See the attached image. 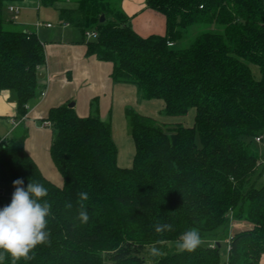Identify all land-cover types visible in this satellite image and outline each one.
Returning a JSON list of instances; mask_svg holds the SVG:
<instances>
[{"label":"trees","instance_id":"obj_1","mask_svg":"<svg viewBox=\"0 0 264 264\" xmlns=\"http://www.w3.org/2000/svg\"><path fill=\"white\" fill-rule=\"evenodd\" d=\"M18 1L0 0V92L16 93L18 116L25 118L41 88L46 54L36 32L4 18V7ZM67 1L75 4L60 7L61 22L83 36L97 32L86 41V55L112 64L114 83L134 85L146 100H162L166 116L194 108L195 121L193 127L168 125L126 107L135 154L132 167L123 168L110 121L96 111L80 116L69 103L53 107L42 121L51 123L49 153L61 186L27 152L26 128L3 139L0 169L9 170L12 193L0 196V208L10 204L18 178L25 188L30 180L43 184L52 205L51 243L17 264H222L224 240L227 264H263L264 151L258 144L264 141V0H146L148 9L166 18L165 35L148 37L110 0ZM57 2L39 0L43 6ZM198 24L223 31L174 48ZM80 192L89 195L87 223L77 219ZM233 220L249 227L230 234ZM157 221L174 231L158 236ZM190 228L209 243L178 254L175 241ZM158 239L165 241L159 245L163 255L150 258L148 246Z\"/></svg>","mask_w":264,"mask_h":264},{"label":"crops","instance_id":"obj_2","mask_svg":"<svg viewBox=\"0 0 264 264\" xmlns=\"http://www.w3.org/2000/svg\"><path fill=\"white\" fill-rule=\"evenodd\" d=\"M21 1L28 2V0ZM18 2L10 6L19 7ZM120 9L129 18L131 26L140 36L165 35L166 18L161 13L148 9L146 0H122ZM19 13L20 10L17 14L9 11L4 18L23 29L36 32L44 45L46 54V64L41 69L44 78L41 81L40 91L28 104V114L25 118L18 116L16 93L10 90L0 92V142L11 137L24 126L28 131L25 141L27 152L46 178L57 185H62L63 180L57 175L58 171L49 153L53 135L49 127L42 125V119L47 116L51 108L73 102L80 116H88L96 111L102 120L108 119L112 124V109L122 95L123 88L130 84L114 83L110 79L112 64L86 55V41L92 39H87L75 27L61 22V27L55 29L52 24L51 27H46L45 25L50 23L43 22L41 28H45L47 32L42 33L38 30L40 28L33 29V26H27L23 22L18 23ZM43 91H46L45 97H41ZM120 103H125L124 98ZM123 105V110L129 107L127 104ZM118 165L123 168L132 167L128 159L121 160L119 157ZM11 182L9 170L0 169L1 196L7 193L5 187L8 184L11 186V195ZM246 226L249 227L248 224ZM238 228L243 229L245 225L241 223ZM262 263L264 264V258Z\"/></svg>","mask_w":264,"mask_h":264},{"label":"clouds","instance_id":"obj_3","mask_svg":"<svg viewBox=\"0 0 264 264\" xmlns=\"http://www.w3.org/2000/svg\"><path fill=\"white\" fill-rule=\"evenodd\" d=\"M14 192L11 202L0 208V264L6 258H11V264H17L20 260H31L34 258V250L39 245H48L50 231L48 230V218L51 215L52 205L45 199L48 189L41 183L31 181L24 187L22 179L13 181ZM89 200L87 192L78 194L77 219L81 223H87L89 215L85 202ZM66 208L73 207L67 202ZM153 229L158 236L174 231L170 223L157 221ZM165 241L158 239L148 246L150 258H159L163 255L159 245ZM204 241L196 228H190L180 234L175 241L177 253H191L200 247ZM151 264V260L147 261Z\"/></svg>","mask_w":264,"mask_h":264},{"label":"rangeland","instance_id":"obj_4","mask_svg":"<svg viewBox=\"0 0 264 264\" xmlns=\"http://www.w3.org/2000/svg\"><path fill=\"white\" fill-rule=\"evenodd\" d=\"M110 1L116 7L120 8L122 0H110ZM17 4L20 7V13L18 15L17 22L18 23L23 22L27 24V26L30 25V27L33 26V29L40 28L38 30H40L42 33H46L47 31L44 30L45 28H41L42 23L43 22L50 23L55 27V29H58L62 25L60 21V13H59L60 7L74 6L75 3L74 1H71L69 3L67 0H59V2H57L53 6H43V5H40L39 0H28L27 3H23L20 0ZM9 6L10 4L4 7V14L6 15L9 14V11H8ZM38 23L41 24L39 27L36 26V24ZM222 31H223V27L217 24L194 25L190 27L189 29H187L186 32H184L183 39L176 42L174 48H186L190 46L192 42L194 41V39L197 36L203 34L204 32L221 33ZM252 71H253V74L257 78L260 77L259 69L256 66H252ZM134 87L135 86L127 85L126 88H123L124 91L122 92V95L117 99L112 109V116H111L113 138L118 148V153H119L118 157L121 160L128 159L130 162V166H132L133 164L132 162H133V158L135 154V147H134L132 137L129 135L127 122L125 121L123 104H127V106L134 108L138 112L144 115L153 117L157 119L160 123H165L168 125L181 124L186 127H193L194 121H195V114H196L195 109L192 108L188 111L186 115H183V116H173V117L166 116L161 113V111L164 108V102L162 100H159V99L146 100L141 96V94H139V92ZM122 98H124L125 103L119 104ZM105 120L109 121L108 119H105ZM20 128L22 129V127ZM49 131L53 135L52 128H49ZM196 143L198 146H201L200 137L198 134L196 136ZM258 147L260 150L264 151V141L262 143H259ZM57 173H58L57 175L61 177L59 172ZM5 188L7 190V193L4 196H9L11 186L8 184V186ZM241 223L245 225V228H248L246 226L248 222L246 221L240 222V221L233 220L231 222V227L229 229L230 234H234L239 229L238 227H239V224ZM208 243H209L208 241L207 242L204 241L203 244L207 245ZM220 249H221L220 250L221 251V262L222 264H227L228 263V248H227L226 240L221 241Z\"/></svg>","mask_w":264,"mask_h":264},{"label":"built area","instance_id":"obj_5","mask_svg":"<svg viewBox=\"0 0 264 264\" xmlns=\"http://www.w3.org/2000/svg\"><path fill=\"white\" fill-rule=\"evenodd\" d=\"M19 10H20V8L19 7H17V6H10L9 7V11L11 12V13H13V14H17L18 12H19ZM41 24L40 23H38V24H36V26L37 27H39ZM43 25V24H42ZM46 27H51L52 25L51 24H46L45 25ZM85 37L87 38V39H95V38H97V36H98V34H97V32L96 31H91V30H88V31H86L85 32ZM169 46H172V44H169ZM46 96V91H43L42 93H41V97H45ZM42 125L44 126V127H51V123L49 122V121H45V122H43L42 123ZM257 141H260V139L258 138L257 139ZM2 195V192H1V190H0V196Z\"/></svg>","mask_w":264,"mask_h":264},{"label":"water","instance_id":"obj_6","mask_svg":"<svg viewBox=\"0 0 264 264\" xmlns=\"http://www.w3.org/2000/svg\"><path fill=\"white\" fill-rule=\"evenodd\" d=\"M104 21H105V17H104V15H102L101 18H100V22L103 23ZM39 77H40L41 79L44 78V74L41 73V74L39 75ZM68 106L71 107V108H73V107H74V103L71 102V103L68 104ZM218 246H219V244H218Z\"/></svg>","mask_w":264,"mask_h":264}]
</instances>
